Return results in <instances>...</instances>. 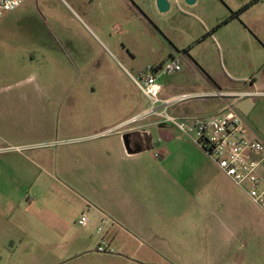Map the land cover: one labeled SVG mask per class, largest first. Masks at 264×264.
<instances>
[{
    "label": "rangeland",
    "instance_id": "rangeland-1",
    "mask_svg": "<svg viewBox=\"0 0 264 264\" xmlns=\"http://www.w3.org/2000/svg\"><path fill=\"white\" fill-rule=\"evenodd\" d=\"M222 3L211 0L199 20L179 15L165 21L162 29L168 34L156 30L145 34L136 30L135 21L129 31L128 21L121 19L109 21L117 27L103 34L82 18L71 0H26L4 14L0 19V149L4 154L27 151L43 175L35 188L38 196L26 189L14 214L30 221L35 235L15 244L0 237V264H264V213L176 128L170 129L177 144L168 172L177 177L169 180L165 170L147 162L142 163L147 178L141 180L140 174L134 179L138 194L153 196L162 208L153 213L148 227L140 229L141 222L126 209L109 208L100 214L92 206H82L80 193L87 188L62 176L61 149L79 136L75 128L113 123L136 107L150 106L131 76L151 74L153 67L172 60V54L181 70L161 77L164 86L177 82L179 90L192 91L195 81L204 84L205 80H196L201 75L192 61L201 62L223 88L232 77L264 83V0ZM242 9L240 18L218 27L231 11ZM214 28V34L208 35ZM198 40L202 42L196 44ZM29 94L36 95L35 105L27 106V100L20 99ZM43 96L47 97L39 99ZM75 97H80L78 105L67 115ZM200 99L204 98L188 101L195 105L206 101L204 106L210 109L207 103L216 100ZM97 106L103 110L101 115L94 113ZM46 107L50 112L43 113ZM246 118L264 130V100ZM43 156L46 164L39 161ZM20 171H25L23 164ZM99 182L93 189L95 196L123 187L116 181ZM29 203L34 204L26 213ZM82 212L89 216L85 228L78 225ZM135 226L140 229L136 233L131 230ZM83 236L88 237L87 244L80 248L76 239ZM103 236L112 241L113 255L95 252ZM11 250L16 253L10 254ZM76 252L83 255L59 259Z\"/></svg>",
    "mask_w": 264,
    "mask_h": 264
},
{
    "label": "crops",
    "instance_id": "crops-1",
    "mask_svg": "<svg viewBox=\"0 0 264 264\" xmlns=\"http://www.w3.org/2000/svg\"><path fill=\"white\" fill-rule=\"evenodd\" d=\"M71 1L79 6L78 9L82 14V18L91 21L93 26L103 34H106L108 29H115L117 27L115 22H109L117 19L127 20L128 22L126 23H129V25H125L128 26L129 31L132 30L130 24L135 21L137 24L136 30L140 28L145 34L150 30H156L159 33L162 31L166 34L167 30L162 29L165 21L179 15L185 16V18L199 20V17L206 13L208 3L211 0H197L193 6L185 4L183 0L179 6H176L175 1L170 0L172 7L167 13H160L158 11L156 0ZM217 2L223 5L222 2H225V0H217ZM232 13L231 11V15ZM230 16L218 27L226 25L236 19L229 20ZM215 31L216 28L208 35L214 34ZM200 42L202 41L196 42V44ZM131 46L127 45V47ZM221 58L224 61L226 60L225 55H221ZM172 59L178 61L173 54ZM192 62L196 68L199 67V74L201 75L196 80L203 79L205 83L202 84L200 82L199 84L195 81L196 86L193 85L192 91H184L179 90L177 85L179 83L177 82H172L169 86L162 85L159 78L158 82L162 88L161 97L164 99H172L181 95L190 94L198 95L199 97L197 98L205 99L207 97L201 95L214 92L252 93V96L236 101L235 107L237 113L244 120L247 136L250 139H261L264 141V130L261 129V126L253 123L248 118L244 119L245 116L251 115L255 109L262 107L264 83L259 82L255 78L247 80L232 77L230 79L231 83L225 85L223 88L221 84L203 70L204 66L201 62ZM157 67H153V69ZM248 83L250 89L247 88ZM15 96L17 95H13L12 97ZM20 97V99L27 100L25 101L27 106L35 105V101L37 100L35 94L21 95ZM44 97L47 96L39 99ZM79 100L80 97L72 99L73 102L69 104L71 107L68 109L67 115H70L74 111L73 108L78 105ZM205 102L202 101L201 104L195 105L190 101H185L172 106L169 112L176 118L184 116L220 115L223 112L226 100L216 98L214 102L207 103L210 109L205 108ZM149 108L150 106L148 104L145 107H136L126 112L123 116H120L117 120L114 119L113 123H91L83 127L75 128V132L79 133V136L75 140H71L74 142L73 144H66L61 149V162L62 169L64 170L63 178L71 183L72 180H75L77 181V186H85L87 188L85 192L80 193L81 197H79V202L82 203V206H92L96 213L100 214L109 211V208L126 209L133 214L136 221L141 222L140 229L148 227L151 221H153V213L162 210L161 205L153 202V196H147V194L143 193L145 196L143 198L135 189L137 187V181L134 180L136 176L141 174V180L146 179L148 176L146 169L144 172L142 171V163L146 164L150 162L153 166L162 169L163 172L166 171L167 173H165L169 180L177 177L168 172V167L172 168L173 151L177 144L173 140L172 131L170 130L171 128L174 129V127L171 124L161 123L155 116H146ZM42 111L43 113L50 112L49 107L43 108ZM102 111L100 112L97 106L94 113L95 115H101ZM161 137L165 139L162 140ZM127 144L130 147V151L126 148ZM28 154L27 151L0 153V165L2 166V171H0V237L6 238V242L9 244H15L16 241H21L20 243H22L24 241L22 239H28L30 236L35 235L30 221H24L22 217H16L14 215L16 207L20 208L21 206L19 196L26 189H30L31 194L34 193L35 197L38 196L35 188L37 187L38 179L43 175V172H37L38 164ZM46 159L47 156L39 157V161L44 164H46ZM21 164L25 166V171L23 172L20 171ZM46 175L50 178L52 177L51 174L46 173ZM205 175L209 176V174ZM99 181H116L120 182L123 187L108 195L96 193L95 196L93 189L96 185L100 184ZM223 195L225 194L223 193ZM33 204L29 203L24 212L29 213ZM173 211L172 209L170 212ZM136 213H139V215ZM46 215L44 214V217ZM166 219L169 220L167 217ZM138 229L135 226V230H131L136 233ZM117 234L118 232L115 231L112 237L113 240L117 237ZM68 237L69 234H67ZM87 238V236H83L81 239H76L80 248L84 244H87ZM9 253L15 254L16 252L11 250ZM81 255H83V252H76L73 255L65 254L59 259H74Z\"/></svg>",
    "mask_w": 264,
    "mask_h": 264
},
{
    "label": "built area",
    "instance_id": "built-area-1",
    "mask_svg": "<svg viewBox=\"0 0 264 264\" xmlns=\"http://www.w3.org/2000/svg\"><path fill=\"white\" fill-rule=\"evenodd\" d=\"M26 0H0V19L5 13L18 9ZM181 70L176 59H172L152 69L151 74H142L131 79L151 103L146 116H155L161 123L171 124L196 146L215 161L219 170L264 213V141L250 139L246 134L245 123L236 111V101L250 97L252 93L214 92L203 94L205 97L225 99L222 114L213 116H184L176 118L170 108L198 95H181L172 99L161 97L162 88L158 82L163 76H174ZM20 150V149H18ZM3 149H0V153ZM78 225H89L87 212H82ZM97 232L101 234L102 228ZM95 252L101 255H113L112 241L103 236L96 245Z\"/></svg>",
    "mask_w": 264,
    "mask_h": 264
},
{
    "label": "water",
    "instance_id": "water-1",
    "mask_svg": "<svg viewBox=\"0 0 264 264\" xmlns=\"http://www.w3.org/2000/svg\"><path fill=\"white\" fill-rule=\"evenodd\" d=\"M174 1H175L176 6H179L182 0H174ZM183 1L185 2V4L189 6L195 5L197 2V0H183ZM156 6L160 13H167L170 11L172 7V2L170 0H156ZM126 148L128 151H130V147L128 146V144L126 145Z\"/></svg>",
    "mask_w": 264,
    "mask_h": 264
},
{
    "label": "trees",
    "instance_id": "trees-1",
    "mask_svg": "<svg viewBox=\"0 0 264 264\" xmlns=\"http://www.w3.org/2000/svg\"><path fill=\"white\" fill-rule=\"evenodd\" d=\"M254 3H256V1L252 2L251 4L249 5H246V8H248L249 6H252ZM244 11V9L238 11V12H233L232 15L230 16V19L229 20H232V19H238L240 18V15L242 14V12Z\"/></svg>",
    "mask_w": 264,
    "mask_h": 264
},
{
    "label": "flooded vegetation",
    "instance_id": "flooded-vegetation-1",
    "mask_svg": "<svg viewBox=\"0 0 264 264\" xmlns=\"http://www.w3.org/2000/svg\"><path fill=\"white\" fill-rule=\"evenodd\" d=\"M142 75V74H141Z\"/></svg>",
    "mask_w": 264,
    "mask_h": 264
}]
</instances>
